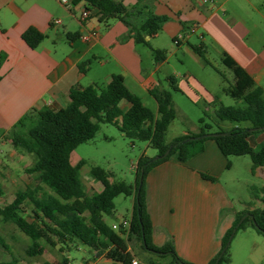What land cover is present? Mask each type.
<instances>
[{"label":"trees","instance_id":"obj_1","mask_svg":"<svg viewBox=\"0 0 264 264\" xmlns=\"http://www.w3.org/2000/svg\"><path fill=\"white\" fill-rule=\"evenodd\" d=\"M72 1L85 2L86 9L94 11L100 22L108 19L122 22L133 42L150 48L155 60L166 57L165 50L151 48L149 40L145 39L146 36L157 34L167 20L166 16L156 15L152 11L149 6L151 0H138L130 7L116 0ZM77 36L78 33L69 34L68 39L72 40ZM21 38L29 48L34 49L44 35L29 27L22 32ZM192 50L205 61L202 44L192 46ZM4 59L5 55L0 54V66ZM221 62L233 74V83L225 86L223 91L231 98L240 100L242 106L222 105L215 96L211 104L218 121L236 124L230 129L217 127L216 131L209 132L210 126L203 124L204 120L200 118L201 127L197 132L186 133L166 142L168 126L175 118L171 91H180L172 75L166 78L170 90L161 86L148 90L156 102L155 112L143 105L140 98L128 90L119 74L112 75L109 82L99 89L94 86L70 88L67 104L62 108L45 106L27 111L4 137L13 148L33 157L32 165L24 171L27 174L35 173L39 183L17 190L13 199L0 207L1 220L12 223L31 240V244L24 249L25 254L30 257L42 254L44 248L40 242L54 246L55 238L59 242L74 241L88 246L94 249L97 256L103 252V256L111 264H132L135 254L129 249V243L138 242L143 251L157 256H170L173 264H191L176 254L172 240L161 246L152 242L153 226L146 210L144 180L151 168L173 154L178 161H187L202 150L206 139L214 140L224 156L248 155L251 174H254L257 167L264 165V143L251 146L248 141L249 137L264 131L263 89L227 53L222 54ZM123 101L128 106L125 111L120 106ZM101 123L116 126L121 135L131 142H146L148 147L155 149L157 158L140 155L133 185L122 181L112 182L101 167H91L90 173L100 182L102 189L88 195L79 173L84 161L79 160L72 164L70 154L79 144L92 139ZM213 133L217 135H209ZM168 148V154L163 156ZM201 176L214 180L206 174ZM249 191L263 205L254 207L249 204L248 209L235 214L232 226L221 238L218 254L207 264H215L217 258L216 264L222 259L227 260L224 258L228 247L226 243L234 228L236 231L248 224L264 235V187L250 186ZM119 194L132 196L133 203L128 227L115 231L105 223L103 215H113V199ZM27 204L31 207L30 219L24 216ZM243 216L245 217L237 225ZM0 245L5 247L1 236ZM146 260L145 264H154L150 258ZM15 262L13 259L0 264ZM58 264L69 263L64 258Z\"/></svg>","mask_w":264,"mask_h":264},{"label":"crops","instance_id":"obj_2","mask_svg":"<svg viewBox=\"0 0 264 264\" xmlns=\"http://www.w3.org/2000/svg\"><path fill=\"white\" fill-rule=\"evenodd\" d=\"M116 1L127 7L138 2ZM149 6L156 15L167 17L157 34L145 37L153 49H161L150 42L162 31L167 32L181 49L183 41L177 35L184 28L194 32L202 29L209 36L213 32L221 34L224 27L230 28L215 11L202 9V0H151ZM85 9V2L73 3L72 0L68 6L58 0H0V54L5 55L0 66V143H9L4 136L30 109L62 108L67 104L70 88L97 87L99 84L104 87L114 74L123 77L125 86L142 103L151 99L156 111V102L148 90L161 86L156 74L168 64V58L155 60L151 49L135 44L119 20L100 22L94 11L87 9L88 17L81 19ZM56 19L59 24L52 23ZM29 27L44 35L34 49L21 38L22 32ZM74 33L78 36L69 40L68 35ZM227 38L234 42V51L226 50L228 55L260 86L264 57L245 45L242 37L232 32V27ZM191 50L185 47L183 53L194 55L191 56L193 61L204 70L206 62ZM192 74L188 69L182 73L174 69L165 71L164 81L168 86L167 76H174L180 91L172 92L193 104L200 95L211 105L212 92ZM217 88L223 91L224 85L221 83ZM172 102L176 116L179 107L173 98ZM121 105L124 111L128 109L127 105ZM248 141L251 146L264 143V131L249 137ZM232 166L215 141L206 139L202 150L187 161L180 162L173 154L151 168L145 176L144 190L146 210L153 226L152 242L161 246L172 240L181 259L193 264H207L219 251L221 238L234 219L230 213L219 222L221 210L231 206L232 198L217 183L223 171ZM202 173L216 181L204 179ZM252 176L261 180L259 187H264V165L257 167ZM113 224L116 223L109 225ZM92 252L89 264H111L107 259L104 261L102 255H95L94 249Z\"/></svg>","mask_w":264,"mask_h":264},{"label":"rangeland","instance_id":"obj_3","mask_svg":"<svg viewBox=\"0 0 264 264\" xmlns=\"http://www.w3.org/2000/svg\"><path fill=\"white\" fill-rule=\"evenodd\" d=\"M201 8L215 11L218 17L224 19L230 28L232 27L233 33L242 37L245 45H248L256 54L264 57V0H207L203 2ZM230 28H228L229 32ZM228 30L224 27L221 34L216 35V32H213L215 36H209L202 29L194 32L190 28H184L177 35V38L183 41L181 49L172 42L167 32H160L159 37L150 43L153 47L158 46L165 50V56L168 58V64H165L156 74L161 87L170 90L164 81L165 71L174 69V71L182 73L188 69L193 73L192 75L206 85L207 89L212 92L213 96L218 98L222 105L242 106L240 100L231 98L224 91L217 88L221 83L224 87L233 83L231 70L221 62V56L224 52L227 53V49L231 52L234 51V42L231 38H227ZM202 37L203 40H201ZM201 44L206 61L204 70L197 67L191 57L194 55L183 53L185 47L191 50L192 46ZM259 85L264 92V75L261 77ZM102 87L101 84L97 86L98 89ZM171 94L179 110H177L175 118L167 129L166 142H170L183 132H197L201 127L200 118L204 120L203 124L210 126L209 132L216 131L217 127L226 130L236 125L228 121H218L214 114L213 105L206 103L200 95L197 103L193 104L178 93L171 91ZM143 103L152 111L155 110V105L151 99H145ZM121 104L127 105L124 101ZM120 106L122 107V105ZM3 140L5 141V139ZM142 154L152 159L156 157L155 149L148 147L146 142L138 140L131 142L121 135L116 126L101 123L92 139L79 144L71 152L70 162L76 164L79 160L84 161L79 173L86 192L90 195L102 189L100 182L91 175V167H101L112 182L122 181L133 185L136 163ZM225 157L233 166L229 170L223 171L217 178V183L232 198V203L230 207L221 210L219 222L229 216L230 213L235 219V214L248 209L249 204L254 207L263 205L249 191L250 186L259 187L262 183L259 178L252 176L250 172L251 161L249 156L229 155ZM32 163L33 157L31 155L13 148L8 142L0 143V207L10 202L17 190L23 189L25 186L33 187L39 183L35 173L27 174L24 171ZM132 203V196L117 195L113 199V215H103L105 223L108 225L111 223L118 224L123 218H128ZM30 208V205H25L24 216L27 219L31 217ZM0 236L5 245V247L0 245V262H10L15 259V264H44L45 262L58 264L65 258L69 264H79L82 261L89 264L93 258L90 247L80 245L74 241L59 242L55 238H53L54 246L43 241L40 242V245L44 248L42 254L27 256L24 249L31 244V240L21 233L15 225L3 222L1 218ZM129 247L135 254V259L140 260L141 264H145L148 258L154 264H173L170 256H157L143 251L138 242L129 243ZM102 257L105 261L106 258L103 255ZM224 258H227V260L222 259L219 264H264V235L246 224L245 228L238 229L233 233ZM189 263L193 264L192 262Z\"/></svg>","mask_w":264,"mask_h":264},{"label":"built area","instance_id":"obj_4","mask_svg":"<svg viewBox=\"0 0 264 264\" xmlns=\"http://www.w3.org/2000/svg\"><path fill=\"white\" fill-rule=\"evenodd\" d=\"M203 2H206L207 0H202ZM59 3L65 5V6H68L69 3H70V0H58ZM81 19H85L88 17V11L85 9L81 12V15H80ZM53 24H59V20H53L52 21ZM192 31V30H191ZM84 39H86L87 37L86 36H83ZM128 224H129V221L128 220H125L123 219L120 223L118 224H113L111 225V228L115 231H119L120 228L122 229H126L128 227ZM95 255H96V252H95ZM100 255H103V252L100 253ZM132 264H141L137 259L133 258L132 259ZM79 264H88L84 261L80 262Z\"/></svg>","mask_w":264,"mask_h":264},{"label":"water","instance_id":"obj_5","mask_svg":"<svg viewBox=\"0 0 264 264\" xmlns=\"http://www.w3.org/2000/svg\"><path fill=\"white\" fill-rule=\"evenodd\" d=\"M146 38H147V37H146ZM209 135H210V136H215V135H217V134L213 133V134H209ZM169 149H170V148H168V149L164 152L163 156H165V155L168 154ZM156 158H157V157H155L154 159H156ZM246 215H248V214H246ZM244 217H245V216H243V217L238 221L237 225L243 220ZM250 218H251V220H252V224L256 227V224H255V222H254V220L252 219L251 216H250ZM235 229H236V228H234V229L232 230V233L229 235V237H228V241H227V243H226V246L229 244V241H230V239H231L233 233L235 232ZM217 261H218V258H217V260L215 261V264L217 263Z\"/></svg>","mask_w":264,"mask_h":264}]
</instances>
